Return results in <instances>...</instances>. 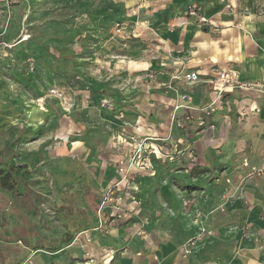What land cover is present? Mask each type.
Wrapping results in <instances>:
<instances>
[{
  "label": "rangeland",
  "instance_id": "rangeland-1",
  "mask_svg": "<svg viewBox=\"0 0 264 264\" xmlns=\"http://www.w3.org/2000/svg\"><path fill=\"white\" fill-rule=\"evenodd\" d=\"M146 3L155 7V0H0V180L9 176L14 188H0V264H80L77 246L90 261V232L123 213L132 180L156 176L155 162L178 159L173 170L162 166L165 173L186 168L201 129L196 114L208 105L181 92L199 78L189 82L170 68L172 51L142 35L151 28L139 10ZM110 163L118 178L101 189L95 181Z\"/></svg>",
  "mask_w": 264,
  "mask_h": 264
},
{
  "label": "crops",
  "instance_id": "crops-1",
  "mask_svg": "<svg viewBox=\"0 0 264 264\" xmlns=\"http://www.w3.org/2000/svg\"><path fill=\"white\" fill-rule=\"evenodd\" d=\"M190 4L200 7L205 22L186 15ZM259 5V0H155L156 8L149 10L146 3L139 9L151 27L142 35L172 51L175 60L167 65L199 76L181 92L198 106L213 104L215 111L196 114L201 129L184 170L163 171L164 164L173 170L177 158L155 162L156 176L141 175L123 190V213L107 228L90 232L96 248L85 249L90 261L83 263L84 251L77 246L80 264H264V11ZM222 71L257 87L218 98L211 82ZM2 84L0 79V96ZM100 161L99 167L105 163ZM117 178L110 163L95 184L106 188ZM87 234L80 233L79 241ZM195 238L184 257L182 246ZM107 251L120 254L104 259Z\"/></svg>",
  "mask_w": 264,
  "mask_h": 264
},
{
  "label": "built area",
  "instance_id": "built-area-1",
  "mask_svg": "<svg viewBox=\"0 0 264 264\" xmlns=\"http://www.w3.org/2000/svg\"><path fill=\"white\" fill-rule=\"evenodd\" d=\"M186 14L189 16H197V9L195 8L194 5L188 6ZM196 20H199L200 22H205V20L199 16H197ZM198 77L199 76L196 73L186 74V76H185V78L189 82L197 81ZM256 87L257 86L255 84H252V83L239 82L237 80L236 74H234L232 71L220 72L217 75L216 79L211 82V89L217 95L218 98L224 96L225 94L233 92L235 89L246 91V90L254 89ZM214 111H215V107L213 104H211V105H208V106L202 108L200 110V113L204 114L205 116H208L211 113H213ZM243 162L245 164L246 161L244 160ZM119 171L123 172L122 168H119ZM123 182H125V183L128 182L127 177L125 175L120 177L119 181L114 185L116 190L119 189V185ZM113 193L110 192L111 195H113ZM115 210H116V213H112L109 217L112 218L115 216V214H117L119 212V208H116ZM98 213H100V212H98ZM193 245H194L193 240H190L188 243H186L185 245L182 246L181 253L183 254L184 257L191 254V250H192Z\"/></svg>",
  "mask_w": 264,
  "mask_h": 264
},
{
  "label": "trees",
  "instance_id": "trees-1",
  "mask_svg": "<svg viewBox=\"0 0 264 264\" xmlns=\"http://www.w3.org/2000/svg\"><path fill=\"white\" fill-rule=\"evenodd\" d=\"M0 188L8 193L13 191V184L9 181V176H5L0 180ZM17 195V194H14Z\"/></svg>",
  "mask_w": 264,
  "mask_h": 264
},
{
  "label": "bare ground",
  "instance_id": "bare-ground-1",
  "mask_svg": "<svg viewBox=\"0 0 264 264\" xmlns=\"http://www.w3.org/2000/svg\"><path fill=\"white\" fill-rule=\"evenodd\" d=\"M180 23H181V21H177L175 24H178V25H179ZM148 132H149V131H148ZM147 134H148V133H147ZM107 263L109 264V260L106 262V264H107ZM86 264H87V263H86ZM88 264H89V263H88Z\"/></svg>",
  "mask_w": 264,
  "mask_h": 264
}]
</instances>
